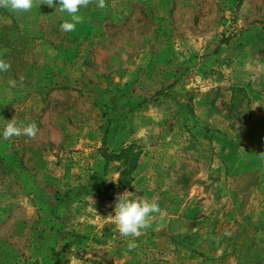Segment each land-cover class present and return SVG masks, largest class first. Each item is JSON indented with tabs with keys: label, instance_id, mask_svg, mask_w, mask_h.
I'll use <instances>...</instances> for the list:
<instances>
[{
	"label": "rangeland",
	"instance_id": "1",
	"mask_svg": "<svg viewBox=\"0 0 264 264\" xmlns=\"http://www.w3.org/2000/svg\"><path fill=\"white\" fill-rule=\"evenodd\" d=\"M66 15L0 9V131L39 128L0 139V264H264V0ZM125 191L166 212L138 238Z\"/></svg>",
	"mask_w": 264,
	"mask_h": 264
},
{
	"label": "clouds",
	"instance_id": "2",
	"mask_svg": "<svg viewBox=\"0 0 264 264\" xmlns=\"http://www.w3.org/2000/svg\"><path fill=\"white\" fill-rule=\"evenodd\" d=\"M92 0H47L49 7H59L61 12L66 13V18L60 25L64 32L72 33L84 22L81 9L89 7ZM34 0H0V9L10 12L30 11L33 8ZM98 9L106 7V0H95ZM12 68L10 62L0 57V73L8 72ZM13 87L16 82L12 81ZM39 128L35 122L25 125L18 122L15 118L8 121L0 131V139L10 140L13 137L26 136L35 138ZM166 215L165 210L161 209L156 200H148L142 195H136L125 191L116 196L114 206V216H110L119 234L125 238H138L141 232L150 227L156 215ZM137 248L135 239H128L127 250L132 252Z\"/></svg>",
	"mask_w": 264,
	"mask_h": 264
},
{
	"label": "trees",
	"instance_id": "3",
	"mask_svg": "<svg viewBox=\"0 0 264 264\" xmlns=\"http://www.w3.org/2000/svg\"><path fill=\"white\" fill-rule=\"evenodd\" d=\"M115 156V155H114ZM115 158H118V156H116Z\"/></svg>",
	"mask_w": 264,
	"mask_h": 264
}]
</instances>
